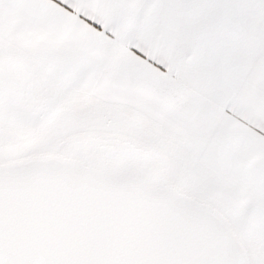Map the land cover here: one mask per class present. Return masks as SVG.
Instances as JSON below:
<instances>
[{"label": "snow or ice", "instance_id": "obj_1", "mask_svg": "<svg viewBox=\"0 0 264 264\" xmlns=\"http://www.w3.org/2000/svg\"><path fill=\"white\" fill-rule=\"evenodd\" d=\"M0 264H264V0H0Z\"/></svg>", "mask_w": 264, "mask_h": 264}]
</instances>
